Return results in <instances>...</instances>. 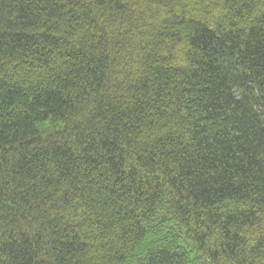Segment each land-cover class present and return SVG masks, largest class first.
<instances>
[{
	"label": "trees",
	"instance_id": "obj_1",
	"mask_svg": "<svg viewBox=\"0 0 264 264\" xmlns=\"http://www.w3.org/2000/svg\"><path fill=\"white\" fill-rule=\"evenodd\" d=\"M0 264H264V0H0Z\"/></svg>",
	"mask_w": 264,
	"mask_h": 264
}]
</instances>
